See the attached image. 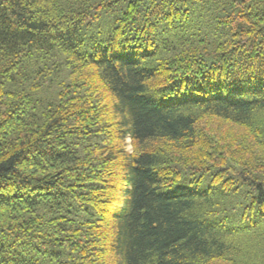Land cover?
I'll return each instance as SVG.
<instances>
[{
    "label": "trees",
    "instance_id": "1",
    "mask_svg": "<svg viewBox=\"0 0 264 264\" xmlns=\"http://www.w3.org/2000/svg\"><path fill=\"white\" fill-rule=\"evenodd\" d=\"M0 264H264V0H0Z\"/></svg>",
    "mask_w": 264,
    "mask_h": 264
},
{
    "label": "rangeland",
    "instance_id": "2",
    "mask_svg": "<svg viewBox=\"0 0 264 264\" xmlns=\"http://www.w3.org/2000/svg\"><path fill=\"white\" fill-rule=\"evenodd\" d=\"M126 145H127V148H126L127 152L132 153V147H131V143H130L129 140L126 141ZM194 185H196V186L201 188L200 184H198V185L194 184Z\"/></svg>",
    "mask_w": 264,
    "mask_h": 264
}]
</instances>
